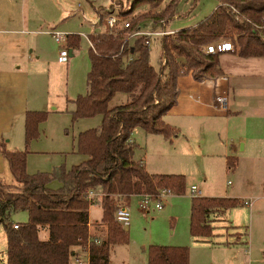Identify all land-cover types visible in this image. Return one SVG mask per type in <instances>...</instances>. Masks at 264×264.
I'll list each match as a JSON object with an SVG mask.
<instances>
[{
	"label": "trees",
	"instance_id": "obj_1",
	"mask_svg": "<svg viewBox=\"0 0 264 264\" xmlns=\"http://www.w3.org/2000/svg\"><path fill=\"white\" fill-rule=\"evenodd\" d=\"M129 1V9L119 11L121 17L143 5L154 9L164 0ZM180 1L169 0L160 12L161 18H172ZM140 18L133 17L125 29L88 36L92 43L88 49V91L71 101L74 109L70 112L72 121L101 115L98 127L77 136L76 149L86 156L85 160L70 168L60 165L51 172L28 173V150L7 149L0 140L1 155L14 179L13 183L0 179V224L7 242L5 261L0 264H69L76 242L88 245L89 264H126L111 263L109 259L114 246L129 242L128 230L116 218L118 202L129 204L132 195H155L161 188H170L174 194L186 191L183 174L149 173L140 161L133 159V130L141 127L146 134L160 135L169 141L179 134L176 126L163 119L176 102L177 78L190 72L195 80L202 81L223 73L221 52L204 53L205 44L229 40L234 45L230 51L240 57L264 58V0H219L213 11L195 26L162 35L158 69L150 62L151 36L140 34L131 40ZM66 43L68 49H78L80 35L67 34ZM118 92L125 93L127 101L109 107ZM47 115L42 110L25 111V146L39 136V124ZM236 165L237 157L226 158L228 170L233 171ZM52 180H58L61 186L49 188ZM86 189L99 192L105 227L100 240L89 234V206L97 196L89 199ZM243 203L233 197L192 195L191 236L210 237V214L225 213ZM19 211L27 212V220L14 227L9 218ZM42 227L47 229L45 239L40 237ZM146 256L147 264H188L189 248L151 244L146 248Z\"/></svg>",
	"mask_w": 264,
	"mask_h": 264
},
{
	"label": "rangeland",
	"instance_id": "obj_2",
	"mask_svg": "<svg viewBox=\"0 0 264 264\" xmlns=\"http://www.w3.org/2000/svg\"><path fill=\"white\" fill-rule=\"evenodd\" d=\"M168 1L164 0L154 9H151L149 5L140 6L123 19L130 21L133 17L141 16L137 28L141 31H155L160 27L152 18L163 19L165 22L169 20L168 27L180 26L181 28L188 25L185 24L188 23L187 21L198 19L203 15L202 13L210 4L219 3V0H181L175 18H161L160 12ZM129 6V0H0V12H24V15L28 17L27 27L41 26L48 28L49 31V37L43 40V45L40 44V49L44 51L41 56L43 60L33 67L35 72L44 74V77L39 78V89L32 97L37 99V103H33L38 107L36 109L46 111L48 115L45 121L39 124V136L31 140L28 146H25L24 142L23 115L20 111H11L0 103L2 140L7 149L26 148L28 150L26 160L28 173L51 172L53 168L60 165L70 168L86 159L85 155L77 152V136L81 131L98 127L101 115L72 121L70 113L74 109V103L71 101L78 94H86L88 91L86 79L90 60L86 35L91 30L92 23L95 22L98 30H106L99 19L102 14L112 10L119 13L120 10H128ZM189 9L192 10L190 17L186 14ZM56 31L64 35H80L79 48L73 50L71 56L68 54L66 61L59 59V52L62 46H67V43L65 41L58 43L54 40L51 33ZM133 38L131 37V40ZM160 39L161 36L152 34L149 42L150 62L157 69L160 63ZM221 41L225 40L219 39L216 42ZM29 49L31 47L27 52ZM31 94L32 91L28 97H31ZM1 97L3 95L0 93ZM126 101L127 95L118 92L110 101L109 107ZM11 114H13L11 120H8ZM142 135L146 133L141 127H137L134 137L135 142L140 146L137 145L134 149L133 159L142 158L149 172L184 174L188 186L195 184L202 187L201 196H223V192L227 193L225 196L243 195L244 189L241 186L247 178L255 188L251 192L256 195L260 192L257 182L262 176L261 170L245 172L244 165L241 163L235 172H226L221 157H210L208 153L212 149L207 147L208 141L206 144L202 143V138L199 136L192 134L186 137L179 136L174 138L171 144L168 143L164 148H160L152 144L146 147ZM235 146L239 147L240 142H237ZM0 179L7 183L14 182L2 155H0ZM228 180L231 182L229 185ZM60 186L61 183L58 180L48 183L51 189H57ZM191 195L189 190L183 194L173 193L162 200L163 206L160 210L153 209L151 205L148 212L140 208L139 198L136 195L131 196L128 205L130 222L127 227L129 242L114 246L111 251V260L128 264H146V248L151 244H160L188 246L191 264H201L211 261L212 258H217L216 263H223L224 256L221 251H224V254L225 252L233 254L235 249L204 243L201 239L192 237L189 232ZM100 208V205L92 203L91 219H97L100 216ZM26 218V213L19 211L11 213L9 220L22 222L26 221ZM221 223L235 226L233 230L238 229L242 235L243 232H247L242 238L244 247H241L244 249V264H264V201L255 199L252 207L241 205L230 209L226 219ZM6 247L5 230L0 224V263L5 261ZM70 264L78 263L72 260Z\"/></svg>",
	"mask_w": 264,
	"mask_h": 264
},
{
	"label": "crops",
	"instance_id": "obj_3",
	"mask_svg": "<svg viewBox=\"0 0 264 264\" xmlns=\"http://www.w3.org/2000/svg\"><path fill=\"white\" fill-rule=\"evenodd\" d=\"M217 5L215 2L210 4L208 9L202 13L203 15L198 17V19L187 21L188 23L185 24L188 25L185 27L180 28V26H177L171 28L168 27L169 20L165 22L163 19L152 18V20H155L160 25L159 28L155 31H137L151 32V35L153 34L155 36L173 34L181 29L195 26L198 21L210 14ZM177 14L178 11L172 18H175ZM186 14L190 17L192 10L189 9ZM102 17L103 14L100 18ZM27 22L28 17L24 15V12H0V93L3 95L0 98V103L11 111H20L23 115V120L25 111L37 110L36 108H38L33 104L37 103V99H32V97L36 95L40 86L39 78H43L44 74L35 72L33 67L37 66L39 62H42L43 59L41 60V56L44 51L40 49V44L49 37L48 28L41 26L29 28L27 27ZM162 31H165V33L155 34L156 32ZM102 32H107V29L102 31L98 30L95 22L92 23L91 30L86 36L88 38L90 34L96 35ZM25 34L27 36H22ZM29 47L31 49L27 52ZM220 66L223 71L222 75L211 79L198 81L192 77L190 72L180 75L177 78L178 94L176 102L163 116V119L165 122L179 129V134L174 138L179 136L186 137L192 134L202 138L201 142L204 144L208 141L207 147L212 149L208 155L210 157H221L225 164L226 172H235L241 163L244 165L245 172L251 173L255 170H261L262 176L257 182L258 189L260 190L258 195L251 192L255 188L252 186L250 179L247 178L245 181L243 180L244 185L241 186L244 189L243 195L230 194L225 196L227 193L223 192V196H208L238 198L244 201L242 205L252 207L255 199L256 201H264V58H242L234 51H224L220 53ZM31 91V97H28ZM217 97H222L225 100V108H220L216 100ZM12 115L8 117V120H11ZM135 131L136 128L131 134L130 141L139 147L140 145L135 142ZM146 135H142V140L145 142L146 147L152 144L164 148L174 140L173 138L169 141L158 135ZM2 136L0 133L1 140L3 139ZM237 142H240L239 147L235 146ZM228 156L237 157V165L233 171L228 170L226 167V158ZM137 161H140L146 169L145 162L142 158ZM230 183L228 180L227 184L229 185ZM192 185L195 184L188 186L186 181V190L191 191L190 188ZM195 186H197L200 192L199 196H201L202 187ZM96 196L97 198H95L94 203L100 205V198L98 195ZM90 206L88 221L89 234L91 237L100 240L105 233V227L101 221L102 208H100V216L97 219H91ZM153 209L155 208L153 207ZM229 210L225 213L210 214L209 218L213 231L210 237L201 239V241L214 245L215 247H221L222 245L227 247V249H235L233 250L235 251L233 254L227 252L224 254V251H221L224 256V262L221 264H244V249L241 247H244L242 238L245 233L243 232L242 235V232L238 229H235L236 231L233 230L235 226L221 223V221L226 219ZM22 212L26 213L27 217V212ZM10 222L16 224L25 221L13 222L10 220ZM46 236L47 229L42 227L40 237L45 239ZM110 257L111 263H124L113 262ZM72 260L77 261L78 264H89L88 245L80 242L74 243L72 245L70 262ZM216 260L217 258H212L211 261H205L201 264H219L215 262ZM188 264H191V261Z\"/></svg>",
	"mask_w": 264,
	"mask_h": 264
},
{
	"label": "built area",
	"instance_id": "obj_4",
	"mask_svg": "<svg viewBox=\"0 0 264 264\" xmlns=\"http://www.w3.org/2000/svg\"><path fill=\"white\" fill-rule=\"evenodd\" d=\"M100 21L104 24L105 28L107 29L108 32H113L118 29H125L129 26V21L124 20L123 17L119 15L118 12L116 11H109L103 14L102 18H99ZM165 31L162 32H156L155 34H164ZM54 40L56 42H66V36L61 32H52L51 33ZM140 34H146V35H151V32H139L136 31L131 36L133 35H140ZM87 37V36H86ZM87 41L90 46H92L91 41L89 38H87ZM148 43V41H146ZM234 49V45L229 41H221V42H213V43H208L205 44L202 47V51L207 54H213L216 52H224V51H230ZM69 54V49L67 46H62L60 52H59V59L61 61H66L67 60V55ZM217 102L219 103L220 108H225V100L222 97H217L216 98ZM191 193L192 195H199V190L197 189V186L192 185L191 186ZM85 194L88 196L89 199L94 200V197L99 194V192L94 191V190H85ZM173 192L171 191L170 188H161L158 190L157 194L151 195V194H142L139 197V205L140 208L148 211L150 209V206L153 205L155 209L160 210L162 208V200L166 199L167 197L171 196ZM191 195V196H192ZM246 203V202H245ZM116 218L118 222L123 226L124 229H127L129 226L130 222V212H129V207L128 204H124L123 202H118L116 205V210H115ZM14 227H17L16 224H14Z\"/></svg>",
	"mask_w": 264,
	"mask_h": 264
},
{
	"label": "water",
	"instance_id": "obj_5",
	"mask_svg": "<svg viewBox=\"0 0 264 264\" xmlns=\"http://www.w3.org/2000/svg\"><path fill=\"white\" fill-rule=\"evenodd\" d=\"M69 55H71V50L69 49Z\"/></svg>",
	"mask_w": 264,
	"mask_h": 264
}]
</instances>
